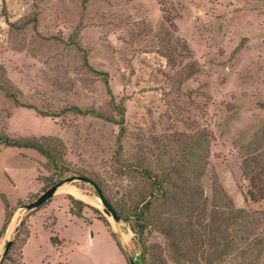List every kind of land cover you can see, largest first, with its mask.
<instances>
[{
  "label": "rangeland",
  "instance_id": "obj_1",
  "mask_svg": "<svg viewBox=\"0 0 264 264\" xmlns=\"http://www.w3.org/2000/svg\"><path fill=\"white\" fill-rule=\"evenodd\" d=\"M0 79L17 96L0 91V134L60 140L69 169L56 175L35 151L0 147V264H128L117 233L142 256L139 236L103 212L88 183L64 184L31 212L22 206L77 174L115 205L141 186L116 158L171 170L183 149L207 213L217 217L225 199L243 210L252 234L238 227L233 241L260 244L252 260L264 264V0H0ZM116 105L122 136L104 119L66 112L118 118ZM70 197L84 204L80 218ZM147 231V246L172 264L167 240Z\"/></svg>",
  "mask_w": 264,
  "mask_h": 264
},
{
  "label": "trees",
  "instance_id": "obj_2",
  "mask_svg": "<svg viewBox=\"0 0 264 264\" xmlns=\"http://www.w3.org/2000/svg\"><path fill=\"white\" fill-rule=\"evenodd\" d=\"M104 82L108 86L106 79ZM0 91L6 98L17 102L16 91L2 79H0ZM116 110L118 118L90 109L82 111L77 107L67 109L66 112H74L77 115L91 114L104 119L119 126L120 136H122L125 109L116 105ZM0 147L35 151L46 159L47 166L56 175L61 176L69 171L64 158V146L56 138H11L0 134ZM119 149L121 150L120 140ZM185 152L184 149L181 150L178 164L170 168L171 170L160 168L155 171L148 162L138 158L134 159L133 163L126 162V164L120 158H116L115 167L118 172L122 176L126 173L138 174L137 180L139 179L141 186L139 189L129 191L125 194V199L117 201L115 205H112L103 195L121 220L129 223L134 234L139 236L138 242L143 250L144 264H168L157 251L158 247L147 246L143 239L147 230L155 231L167 240L170 251L169 260L172 264H219L226 257L233 255L243 259L242 264H253L254 260L262 254V246L256 244L254 247L246 246L245 250H237L238 242L233 241L238 227L243 229L246 238L252 234V229L246 225V221L240 222L247 219V215L243 210L235 209L230 199L223 200L222 206L214 204V206L218 205L217 217L214 215L215 211L209 210L207 213L206 198L192 181L196 173L195 169H191L193 161L190 157L184 158ZM194 152L190 153L193 159L196 157ZM258 160L255 159L253 162L259 165L261 160ZM171 173L172 177H170ZM77 176L82 175L77 174ZM94 182L102 191L100 183L96 180ZM70 201L76 207L75 216L80 218L84 204L72 197ZM221 216L227 220L224 224L219 223ZM99 220L107 228L109 227L106 221ZM7 224L6 221L3 229ZM112 236L115 239L113 233ZM117 245L120 249L118 243ZM156 251L158 254L155 253ZM253 258L255 259L252 260Z\"/></svg>",
  "mask_w": 264,
  "mask_h": 264
},
{
  "label": "water",
  "instance_id": "obj_3",
  "mask_svg": "<svg viewBox=\"0 0 264 264\" xmlns=\"http://www.w3.org/2000/svg\"><path fill=\"white\" fill-rule=\"evenodd\" d=\"M74 181L85 182V183H88L91 186H93L94 189L96 190V192L98 193L99 199L101 200V202L103 204V207H104L103 212L108 217H111L116 224H119L122 222L121 218L118 216V214L116 213L114 208L105 199L101 189L95 184L94 181H92L91 179H89L88 177H85V176H77L76 175V176H71V177H68V178H65V179L59 181L58 183L52 185L50 188H48L46 191H44L35 201L23 205L22 208L25 209L26 213L40 208L42 205H44L46 202H48L56 194L57 190L61 186H63L64 184L70 183V182H74ZM116 237H117L118 241L120 242V245H119L120 249H121L123 255L125 256V259H126L128 264H144V261H143L141 255H138L137 257H135L131 254L130 247H129L127 242H124L122 240L121 234L117 233ZM11 244H12L11 241H9L6 244V247H5L3 255H2V259L8 253V251L11 247Z\"/></svg>",
  "mask_w": 264,
  "mask_h": 264
},
{
  "label": "bare ground",
  "instance_id": "obj_4",
  "mask_svg": "<svg viewBox=\"0 0 264 264\" xmlns=\"http://www.w3.org/2000/svg\"><path fill=\"white\" fill-rule=\"evenodd\" d=\"M17 218V216L15 217V219ZM15 219H14V221H15ZM9 232H10V230H9Z\"/></svg>",
  "mask_w": 264,
  "mask_h": 264
}]
</instances>
